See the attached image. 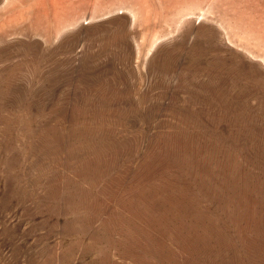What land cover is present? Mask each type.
Here are the masks:
<instances>
[{
  "label": "rangeland",
  "instance_id": "rangeland-1",
  "mask_svg": "<svg viewBox=\"0 0 264 264\" xmlns=\"http://www.w3.org/2000/svg\"><path fill=\"white\" fill-rule=\"evenodd\" d=\"M263 57L264 0H0V264H264Z\"/></svg>",
  "mask_w": 264,
  "mask_h": 264
},
{
  "label": "bare ground",
  "instance_id": "bare-ground-1",
  "mask_svg": "<svg viewBox=\"0 0 264 264\" xmlns=\"http://www.w3.org/2000/svg\"><path fill=\"white\" fill-rule=\"evenodd\" d=\"M112 5V4H111ZM132 8V7H131ZM132 11L133 10H129V13H130V15H131V17H134V15H133V13H132ZM73 16V15H72ZM77 18L78 17H66V18H64V19H60L59 21H58V24L55 26L56 28H55V33H57L58 34V32L59 31H61V29H63V28H66V27H68V26H70L71 24H74L75 22H76V20H77ZM232 38V37H231ZM229 40V39H228ZM231 40V39H230ZM240 40V39H239ZM245 50V49H244ZM248 52H250L249 50H247ZM247 51H245V52H247ZM252 55V54H251ZM253 57V56H252ZM264 58V57H263ZM228 73V72H227ZM229 76V75H228ZM235 78V77H234ZM87 83V82H86ZM218 87V86H217ZM222 88V87H221ZM225 89V88H224ZM222 91H224V90H222ZM224 93V92H223ZM226 93H227V91H226ZM120 95V94H119ZM235 95V94H234ZM261 108V107H260ZM254 109V108H253ZM93 143V142H92ZM91 144V143H90ZM106 144V143H105ZM104 145V144H103ZM91 146H89L88 148H90ZM108 147V146H107ZM106 147V148H107ZM109 148V147H108ZM89 150V149H88ZM102 150V149H101ZM103 150H104V148H103ZM107 153V152H106ZM105 153V154H106ZM189 153V152H188ZM114 154V153H113ZM102 155H103V153H102ZM110 155V154H109ZM112 155V154H111ZM122 155V154H121ZM100 156H101V154H100ZM106 156V155H105ZM114 156H115V154H114ZM97 158V157H96ZM100 158V157H99ZM109 158H110V156H109ZM95 159V158H94ZM112 159V158H111ZM114 159V158H113ZM154 159V158H153ZM102 161H104V160H102ZM106 161V160H105ZM104 161V162H105ZM108 161V160H107ZM100 162V161H99ZM98 162V163H99ZM123 162V161H122ZM144 162V161H143ZM163 162V161H162ZM111 163V162H110ZM119 163V162H118ZM108 164V163H107ZM112 164V163H111ZM110 164V165H111ZM208 164V163H207ZM96 165V164H95ZM114 164H112V166H113ZM116 165V164H115ZM201 165V164H200ZM99 166V165H98ZM162 166V165H161ZM100 167V166H99ZM212 167V166H211ZM105 168V167H104ZM100 169H101V167H100ZM112 169V168H111ZM137 169V168H136ZM163 169V168H162ZM208 169V168H207ZM211 169V168H210ZM96 170V169H95ZM102 170H104V169H102ZM101 170V171H102ZM201 170V169H200ZM209 170V169H208ZM219 170V169H218ZM105 171V170H104ZM107 171V170H106ZM211 171V170H210ZM111 172V171H110ZM166 171H164V172H160V174H159V176L160 177H163L164 176V173H165ZM192 172V171H191ZM129 173V172H128ZM139 173V172H138ZM213 173V172H212ZM93 174V173H92ZM96 174H97V172H96ZM87 175V174H86ZM116 175V174H115ZM176 175V174H175ZM107 176V175H106ZM157 176V175H156ZM223 177H224V173H223V175H222ZM94 177H96L95 175H94ZM108 178V177H107ZM156 178V177H155ZM173 178V177H172ZM180 178V177H179ZM93 179V178H92ZM109 179V178H108ZM168 179V178H167ZM180 179H182V178H180ZM222 179V178H221ZM158 180V179H157ZM89 181V180H88ZM87 181V182H88ZM116 181V180H115ZM185 181V180H184ZM106 182V181H105ZM188 182V181H187ZM214 182V181H213ZM220 182V181H219ZM225 182H226V180H225ZM90 183H93V182H90ZM98 183V182H97ZM101 183V182H100ZM103 183V182H102ZM135 183V182H134ZM178 183V182H177ZM181 183V182H180ZM223 183V182H222ZM88 184V183H87ZM202 184V183H201ZM221 184V183H220ZM224 184V183H223ZM226 184H227V182H226ZM178 185V184H177ZM113 186V185H112ZM119 186H121V185H119ZM130 186V185H129ZM221 186V185H220ZM95 187V186H94ZM115 187V186H114ZM138 187H139V189H141V190H146V186L144 185V184H140V185H138ZM171 187V186H170ZM177 186L175 185V186H172L171 188H176ZM187 186L185 185V186H183V187H179V191H180V193L181 192H184V194H187V196H193L194 194L192 193V192H190L189 190H187V188H186ZM223 187H226L225 186V184H224V186ZM230 187V186H229ZM77 188V187H76ZM92 188V187H91ZM131 188V187H130ZM220 188V187H219ZM228 188V187H227ZM215 189V188H214ZM106 190V189H105ZM111 190H112V188H111ZM161 190V189H160ZM177 190V189H176ZM124 191V190H123ZM127 191V190H126ZM172 191V190H171ZM194 191V190H193ZM230 191V190H229ZM106 192V191H105ZM109 192V191H108ZM122 192V191H121ZM130 192V191H129ZM223 192V191H222ZM233 192V191H232ZM239 193V192H238ZM103 194V193H102ZM125 194H126V192H125ZM131 194V193H130ZM209 194V193H208ZM236 194V193H235ZM96 195V194H95ZM127 195V194H126ZM162 195V194H161ZM247 195V194H246ZM125 196V195H124ZM222 196H223V194H222ZM241 196V195H240ZM249 196V195H248ZM104 197V196H103ZM145 197V196H144ZM177 197V196H176ZM175 197V198H176ZM236 197V196H235ZM133 198H135V197H133ZM132 198V199H133ZM158 198V197H157ZM216 198H218V197H216ZM219 199H220V197H219ZM107 200V199H106ZM110 201H111V199H109ZM156 200V199H155ZM231 200H232V198H231ZM101 201V200H100ZM120 201V200H119ZM220 201H221V199H220ZM223 201V200H222ZM226 201V200H225ZM234 201V200H233ZM125 202V201H124ZM131 202V201H130ZM255 202V201H254ZM144 203V202H143ZM153 203V202H152ZM207 203V202H206ZM216 203V202H215ZM227 203V202H226ZM239 203V202H238ZM237 203V204H238ZM258 203V202H257ZM127 204V203H126ZM252 204V203H251ZM254 204V203H253ZM124 205V204H123ZM132 205V204H131ZM136 205H137V203H136ZM176 205V204H175ZM214 205V204H213ZM257 205V204H256ZM133 206V205H132ZM220 206V205H219ZM227 206V205H226ZM120 207H125V206H120ZM171 207H172V204H171V206L169 207V208H167V209H163L162 210V212H161V214H160V217H165V216H174L173 215V213H172V211H171ZM176 207V206H175ZM242 207V206H241ZM173 209H176V208H174V207H172ZM204 208V207H203ZM231 208V207H230ZM244 208V207H243ZM179 209V208H178ZM241 209V208H240ZM251 209V208H250ZM250 209H248V210H250ZM253 209V208H252ZM121 210V209H120ZM124 210V209H123ZM211 210V209H210ZM219 210H220V208H219ZM222 210V209H221ZM234 210V209H233ZM242 210V209H241ZM258 210V209H257ZM256 210V211H257ZM142 211V210H141ZM231 211V210H230ZM252 211V210H251ZM120 212V211H119ZM123 212V211H122ZM180 211L179 210H176V214L177 213H179ZM210 212V211H209ZM215 212V211H214ZM223 212V211H222ZM239 212V211H238ZM258 212V211H257ZM128 213V212H127ZM154 213H155V211H154ZM190 213H192L193 214V216H194V214H197L196 213V211H194V209H192L191 210V212ZM232 213V212H231ZM231 213L229 214V215H231ZM235 213V212H234ZM247 213H248V211H247ZM254 213V212H253ZM124 214V213H123ZM208 214H210V213H208ZM224 214V213H223ZM244 214V213H243ZM251 214V213H250ZM126 215V214H125ZM215 216V215H214ZM221 216V215H220ZM237 216V215H236ZM235 216V217H236ZM249 216V215H248ZM212 217V216H211ZM215 217H217V216H215ZM219 217V216H218ZM250 217H251V215H250ZM249 217V218H250ZM143 218V217H142ZM222 218V217H221ZM246 218H247V216H246ZM144 219V218H143ZM229 219V218H228ZM231 219H232V217H231ZM233 219H234V217H233ZM238 219V218H237ZM129 220V219H128ZM170 221H177L176 219H175V217H172L171 219H169ZM183 220V219H182ZM220 220V219H219ZM236 220V219H235ZM247 220V219H246ZM246 220H245V222H246ZM225 221V220H224ZM229 221H230V219H229ZM233 221V220H232ZM237 221V220H236ZM220 222H221V220H220ZM219 222V223H220ZM244 222V223H245ZM230 223V222H229ZM240 223V222H239ZM223 225V227L222 228H224V224H222ZM214 226V225H213ZM220 226V225H219ZM208 227V226H207ZM120 228V227H119ZM128 228V227H127ZM220 228V227H219ZM221 229V228H220ZM190 230H192L193 232H194V237H193V241H192V243H191V245H194L199 239L196 237V233H195V230H194V228L192 227V226H190ZM219 230V229H218ZM223 230V229H222ZM225 230H226V232H227V229L225 228ZM220 232V231H219ZM219 232H218V234H219ZM118 234V233H117ZM217 234V235H218ZM223 234H225V232L223 231ZM210 235V234H209ZM212 235V234H211ZM213 236V235H212ZM212 236H210L211 238H212ZM226 236H228V235H226ZM185 237V236H184ZM214 237H215V235H214ZM231 237V236H230ZM239 237V236H238ZM200 238V237H199ZM205 238V237H204ZM207 238V237H206ZM216 238V237H215ZM218 238V237H217ZM201 239V238H200ZM182 241V240H181ZM213 241V240H212ZM242 241V240H241ZM195 242V243H194ZM151 243V242H150ZM201 243V242H200ZM199 243V244H200ZM213 243H214V241H213ZM207 245H209V244H207ZM212 245H214V244H212ZM204 247H205V245H203ZM197 247V246H196ZM200 247V246H199ZM207 247V246H206ZM177 248V247H176ZM191 248V247H190ZM242 249V248H241ZM201 250H202V247H201ZM203 250H204V248H203ZM209 251V250H208ZM147 252V251H146ZM176 252V251H175ZM181 252V251H180ZM183 252V251H182ZM186 252V251H185ZM194 252V251H193ZM206 252V251H205ZM196 253V252H195ZM208 255V254H207ZM189 256H190V254H189ZM200 256V255H199ZM197 257V256H196ZM171 258V257H170ZM195 258V257H194ZM147 259V258H146ZM194 260V259H193ZM208 260V259H207ZM195 261V260H194ZM187 264V263H186ZM189 264V263H188ZM191 264V263H190Z\"/></svg>",
  "mask_w": 264,
  "mask_h": 264
}]
</instances>
